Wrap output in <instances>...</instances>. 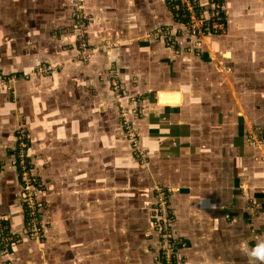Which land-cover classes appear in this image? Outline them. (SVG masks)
Wrapping results in <instances>:
<instances>
[{
    "label": "crops",
    "instance_id": "1",
    "mask_svg": "<svg viewBox=\"0 0 264 264\" xmlns=\"http://www.w3.org/2000/svg\"><path fill=\"white\" fill-rule=\"evenodd\" d=\"M70 4L0 0V77H14L0 88V264H151L157 191L178 258L250 264L243 243L264 238V0H224L227 34L198 46L180 38L177 53L164 42L180 22L176 0H82L96 51L72 63ZM39 63L64 67L31 77ZM113 78L125 108L135 100L143 112L133 122L145 163L129 153ZM161 93H179L180 103L159 104ZM17 127L48 192L47 227L32 236Z\"/></svg>",
    "mask_w": 264,
    "mask_h": 264
},
{
    "label": "built area",
    "instance_id": "2",
    "mask_svg": "<svg viewBox=\"0 0 264 264\" xmlns=\"http://www.w3.org/2000/svg\"><path fill=\"white\" fill-rule=\"evenodd\" d=\"M224 0H206V6H202L200 0H176L178 12L180 14V22L172 29H167L165 32L164 42L166 46L177 53L178 41L181 38L190 37L196 46L199 41L208 34L225 35L228 32L227 27V12L223 8ZM70 12L73 17L72 32L76 38L77 55L73 61L81 62L91 58L96 49L88 43L87 29L88 19L84 13L82 0H71ZM101 49V48H100ZM114 71H111V74ZM6 81V78L0 77V85ZM10 81V80H9ZM11 81H13L11 79ZM111 90L116 96L118 102L119 113L121 116V125L125 132L129 145L134 148L132 157L140 163H145L146 153L140 147L137 129L133 120L143 115L138 102L136 108L126 109L122 103L120 85L117 78H113L110 83ZM248 141L251 145L257 146L260 140L252 131L248 135ZM170 193V192H168ZM166 192L156 193V206L154 214L155 230L159 235V245L152 258V264H186L184 259H180L175 254V242L177 240L174 231L172 230L173 215L167 210ZM25 226L28 233L37 235L39 225L36 223V218L33 212H25ZM36 237V236H34ZM6 245V240H2ZM180 247H184L180 244Z\"/></svg>",
    "mask_w": 264,
    "mask_h": 264
},
{
    "label": "rangeland",
    "instance_id": "3",
    "mask_svg": "<svg viewBox=\"0 0 264 264\" xmlns=\"http://www.w3.org/2000/svg\"><path fill=\"white\" fill-rule=\"evenodd\" d=\"M70 9V8H69ZM38 29H46V26L44 23H40V26ZM73 59L69 60V63H72ZM64 66L58 65V66H50L45 63H39L34 67V69L30 72L31 77H36V78H42V77H47L52 75L53 73L63 69ZM29 76H26L28 78ZM6 78V77H1ZM11 79L14 80V77H9L6 78V81L0 85V88L3 89H8L10 84H11ZM10 80V81H9ZM137 105V103L135 104ZM120 124H121V116H120ZM122 128V125H121ZM17 130L19 131L18 127ZM122 133L124 136V139L126 140L128 144V150L130 155L132 156V153L134 148H132L126 138L125 132L122 128ZM17 140L19 147L16 149V154L14 156L16 157V160H18L17 168H20V171L18 173L20 174V180H19V185H20V202L23 208V213L27 212L30 210V212L34 213V216L36 218V223H38L39 230L41 233H44L45 228L47 227L48 224V218L45 216L46 213V197L48 195V192L45 189V183L43 179L37 175L34 174L33 168H34V162L33 159L30 160L26 157L27 153V148L23 147L25 145V142L27 141L26 137V132L22 129L17 133ZM134 161H137L136 158L133 156L132 157ZM139 163V162H138ZM32 171V173L30 172ZM17 173V174H18ZM32 174V175H30ZM0 218H4L1 217ZM7 233H4V229L1 233V239L3 240L4 238L7 240L8 245L11 243V237L6 235ZM4 236V237H3ZM152 258L151 256V264H152ZM186 264H187V260Z\"/></svg>",
    "mask_w": 264,
    "mask_h": 264
},
{
    "label": "clouds",
    "instance_id": "4",
    "mask_svg": "<svg viewBox=\"0 0 264 264\" xmlns=\"http://www.w3.org/2000/svg\"><path fill=\"white\" fill-rule=\"evenodd\" d=\"M241 250L249 257L250 264L252 261L264 264V238H258L251 248L246 242L243 243Z\"/></svg>",
    "mask_w": 264,
    "mask_h": 264
},
{
    "label": "bare ground",
    "instance_id": "5",
    "mask_svg": "<svg viewBox=\"0 0 264 264\" xmlns=\"http://www.w3.org/2000/svg\"><path fill=\"white\" fill-rule=\"evenodd\" d=\"M158 102L164 106L177 105L180 103V94L179 93H170L165 94L161 93L158 98Z\"/></svg>",
    "mask_w": 264,
    "mask_h": 264
}]
</instances>
